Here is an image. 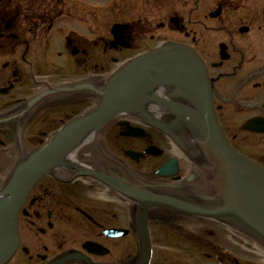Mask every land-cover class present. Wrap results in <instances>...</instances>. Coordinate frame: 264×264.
<instances>
[{"label":"flooded vegetation","instance_id":"obj_1","mask_svg":"<svg viewBox=\"0 0 264 264\" xmlns=\"http://www.w3.org/2000/svg\"><path fill=\"white\" fill-rule=\"evenodd\" d=\"M97 1L0 0V193L33 178L3 264H264L213 231L234 230L239 249V187L210 122L264 168V0H122L105 29ZM153 49L133 109L43 164Z\"/></svg>","mask_w":264,"mask_h":264},{"label":"water","instance_id":"obj_2","mask_svg":"<svg viewBox=\"0 0 264 264\" xmlns=\"http://www.w3.org/2000/svg\"><path fill=\"white\" fill-rule=\"evenodd\" d=\"M158 62L160 60L157 58V51L151 55L136 59L121 76L123 82L121 83L120 92L107 100L91 115L73 123L68 130L57 136L46 149L41 151L40 157L47 162L58 158L85 128L99 126L117 111L130 107L135 100L138 86L134 84L136 83L135 79L138 78V73L144 68L156 66ZM214 133L219 147L228 161L232 179L239 185V197L245 196V199L239 200L241 203L239 207L245 206L244 208L248 210L255 207L257 211L260 209V212H256L255 215H261L264 218V213L262 212V210L264 211V171L239 155L229 144L226 145V140L220 139L221 137L216 129H214ZM11 200H13V197H11ZM12 208V205L9 204L5 210L0 212V264L10 256L15 246V227L12 225L14 210Z\"/></svg>","mask_w":264,"mask_h":264},{"label":"rangeland","instance_id":"obj_3","mask_svg":"<svg viewBox=\"0 0 264 264\" xmlns=\"http://www.w3.org/2000/svg\"><path fill=\"white\" fill-rule=\"evenodd\" d=\"M121 2L122 0H98L101 19L99 23L101 29L109 27L108 22L112 21L111 17L113 14L124 17V14L121 13L124 11ZM103 18L105 20H103ZM132 54L133 53H131V55ZM139 167L141 168L142 166L139 165ZM253 210L250 209V211L244 215L241 213L239 214V221L244 222L246 226L245 228L239 229V249H236L237 235L232 229H213L217 234L216 237L221 240L220 243L229 246L235 253L239 254L264 253L260 248H264V218L261 215H254L253 212L256 211ZM243 211H246V209H243ZM255 244H258L259 247ZM232 245H234L235 248H232Z\"/></svg>","mask_w":264,"mask_h":264},{"label":"bare ground","instance_id":"obj_4","mask_svg":"<svg viewBox=\"0 0 264 264\" xmlns=\"http://www.w3.org/2000/svg\"><path fill=\"white\" fill-rule=\"evenodd\" d=\"M146 69H147V68H144L143 70L145 71ZM139 75H141V74H139ZM88 132H89V131H88ZM83 138H84V136H83V137H80L78 140H81V139H83ZM216 160H218V158H217ZM222 169H223L222 172L226 173V175H227L226 178H228V176H229V174H230V170H229V168H228V162H227V166H226V165H225V166H224V165L222 166ZM229 180H230V178H228V184H227V182L225 181V186H227V187H229V183H230ZM231 180H232L231 182L233 183V185L236 186V187H238V183L235 182L232 178H231ZM14 183H15V182H14ZM243 191H244V189H243ZM5 195H6V194H2V195L0 196V200H1V201H4L3 199L5 198ZM3 196H4V197H3ZM259 210H260V209H258V211H256V212H260ZM262 212L264 213L263 210H262ZM241 224H242L241 226H244L243 223H241Z\"/></svg>","mask_w":264,"mask_h":264}]
</instances>
